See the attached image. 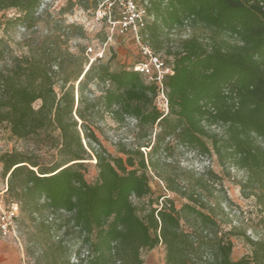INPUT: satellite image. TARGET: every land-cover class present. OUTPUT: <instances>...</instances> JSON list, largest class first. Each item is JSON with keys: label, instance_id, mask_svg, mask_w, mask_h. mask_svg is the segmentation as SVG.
Instances as JSON below:
<instances>
[{"label": "trees", "instance_id": "trees-1", "mask_svg": "<svg viewBox=\"0 0 264 264\" xmlns=\"http://www.w3.org/2000/svg\"><path fill=\"white\" fill-rule=\"evenodd\" d=\"M41 2L0 0V11L19 10L24 19ZM147 12L154 50L171 41L173 32H211L209 38H182L168 53L174 56V75L164 81L167 115L155 104L156 85L127 68L92 66L102 60L85 74L64 72L60 95L50 69L40 61L0 76V128L9 125L14 138L36 147L0 154L8 194L23 204V214L41 234L26 253L35 264H144V253L161 245L165 264H264V240L237 227L227 230L216 215L217 210L225 215L224 204H233L226 195L224 204L211 203L216 191L224 193L219 175L209 170L177 182L161 174L156 160L171 148L170 140L214 153L224 169L246 172L243 196H254L264 210V148L258 143L264 142V0H148ZM92 83L103 89L97 100L86 96ZM99 106L119 125L130 119L142 132H159L146 143L121 148L124 156L115 157L90 122ZM217 126L222 134L212 135L210 129ZM89 160L98 170L94 183L85 177ZM150 170L186 203L177 208L172 199L161 204L152 199ZM133 199L148 201L149 209L141 215ZM63 230L76 237L74 262L63 239L55 236ZM236 236L253 247L252 256L231 259Z\"/></svg>", "mask_w": 264, "mask_h": 264}, {"label": "rangeland", "instance_id": "rangeland-1", "mask_svg": "<svg viewBox=\"0 0 264 264\" xmlns=\"http://www.w3.org/2000/svg\"><path fill=\"white\" fill-rule=\"evenodd\" d=\"M99 12L100 15H99ZM104 12H111L112 22L119 18L120 8L112 5L111 0H42L34 14L20 19L21 12L15 9L0 11V76H7L13 71H18L21 65L26 66L27 62H41L51 71L53 80L58 84L55 90L60 95L59 82L65 78L66 74L75 70L82 71L83 74L90 68V65L99 68L107 63L111 69L132 68L140 60L139 50L130 38L117 35V29L113 30L108 19H102ZM23 18V17H21ZM20 19V20H19ZM99 19L101 21H99ZM191 34H200L209 38L211 32L198 28L180 33L173 32L160 50H155L158 55L172 65L174 56L169 52L176 51L177 43ZM228 41L236 43V38L227 37ZM92 49V52L89 49ZM103 57L99 59L97 55ZM88 63V64H87ZM67 71V72H66ZM65 72V73H64ZM75 83V89L77 88ZM86 96L92 100H97L103 96L102 86L92 83L88 86ZM40 101L34 104L39 109ZM155 104L160 111L167 115L166 107L161 101L155 100ZM100 107V112L90 121L94 128H97V136L102 140L106 149L115 157L124 156L120 149L133 148L134 144L146 143L154 139L159 132L154 128L150 132H142L137 126V121L127 120L123 124H117L109 114ZM169 112V106H168ZM223 129L219 126L212 127V135L222 134ZM169 142V141H168ZM171 148L162 152L157 158L161 174L172 176L177 182L183 181L187 177H199L209 170L221 177L224 193L216 191L211 203L221 200L224 204V196L232 201V205H226L225 215L216 211L227 230L237 227L238 231H244L253 239L264 240V210L259 205L257 198L250 196L244 198L242 186L246 181L245 171L236 167L227 166L223 168L219 165L214 153L203 154L188 146L179 145L176 141L170 140ZM260 146L264 148V142L259 140ZM209 146L211 145L208 142ZM0 145L2 152H32L35 145L30 140H17L11 134L9 125L0 128ZM211 147V146H210ZM144 150V149H142ZM147 152V150H146ZM48 163H51V159ZM85 177L88 183H94L98 177V170L95 168V161L89 160L85 165ZM1 176V173H0ZM3 177V174H2ZM149 185L151 186L153 198H158L160 204L164 198L175 201L177 208L186 203L178 195L168 192V185L156 171H149ZM1 181V179H0ZM249 191V190H248ZM249 193V192H247ZM134 204L144 214L143 209H149L148 201L132 200ZM6 202H14L20 206L18 217V228L15 235L10 239L0 238V264H35L33 258H29L26 249L31 243L40 239L36 223L30 220L27 214H23L22 206L12 195L8 194ZM154 207H158L156 203ZM229 222V224H226ZM63 231L55 236L63 239L67 250L70 253L72 262L75 261L76 237L71 232L65 235ZM34 241V242H33ZM233 253L231 259L236 261L244 256H252L251 247L243 236H236L232 239ZM32 248V247H30ZM33 253H39L38 247L32 248ZM144 264H165V249L158 246L152 252H145Z\"/></svg>", "mask_w": 264, "mask_h": 264}, {"label": "built area", "instance_id": "built-area-1", "mask_svg": "<svg viewBox=\"0 0 264 264\" xmlns=\"http://www.w3.org/2000/svg\"><path fill=\"white\" fill-rule=\"evenodd\" d=\"M112 5H118L120 8L119 18L112 22L111 12L109 15L104 12L101 20L108 19L113 30L117 29V35L130 38L139 50L140 60L134 64L131 70L138 72L144 78L147 84H154L158 88L157 100L161 101L166 107L168 113L167 89L164 87V81L169 75H174L172 65L166 64L160 55L152 48L148 39L147 27L150 20L147 6L148 0H111ZM101 12H99L100 15ZM99 19V21H101ZM92 52V49H89ZM99 59L103 57L97 55ZM0 145V154H2ZM0 238L10 239L15 235L18 228V217L20 215V206L14 202H6L8 197V177H2V164L0 163Z\"/></svg>", "mask_w": 264, "mask_h": 264}]
</instances>
